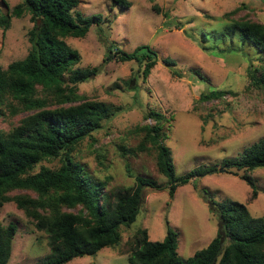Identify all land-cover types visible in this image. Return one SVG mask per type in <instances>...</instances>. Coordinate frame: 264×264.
Wrapping results in <instances>:
<instances>
[{"label":"rangeland","instance_id":"374dc122","mask_svg":"<svg viewBox=\"0 0 264 264\" xmlns=\"http://www.w3.org/2000/svg\"><path fill=\"white\" fill-rule=\"evenodd\" d=\"M129 1L130 7L122 10L111 0H79L76 10L83 15L99 13L107 21L92 26L84 37H64L66 44L81 55L74 67L96 68L86 81L77 84L76 94L116 108L115 114L85 138L72 156L95 178H106L107 190L134 185L136 174L155 179L162 188L143 187L136 220L120 227L118 244L65 264H129V241L138 229L145 228L149 240L161 241L168 226L178 233V254L187 258L219 231L211 200L238 201L252 216L264 220V167L248 171L255 180L256 195L240 179L243 171L221 167L225 158L239 157L245 147L264 137V92L250 86L248 76L249 68L260 64L258 51L237 39V32L219 35L225 26L238 20L264 25V0ZM19 3L21 0H0V15L10 14ZM32 27L28 12L19 17L11 15L9 27H0L2 68L27 55L28 31ZM111 42L112 48L126 52L147 45L158 53V61L145 80L137 73L141 68L135 61L105 60L106 45ZM164 57L174 60L180 70H198L205 78L174 76L161 62ZM132 76L131 84H126ZM205 85L207 93H225L221 98L202 99ZM38 93L45 96L40 87ZM148 108L160 111L167 119L163 125L167 134L164 143L171 151L176 175L201 165L216 164L218 171L177 187L170 197L167 178L155 164L156 149L149 145L148 150L136 155L128 151L143 135L136 132V126L152 122L143 119ZM33 112L12 115L5 111L0 116V132L10 131ZM41 164L55 168L60 161L56 158ZM6 194L35 196L28 189ZM77 209L64 210L76 213ZM10 222L17 230L7 264H38L49 253L48 234L37 230L12 199L0 208V224Z\"/></svg>","mask_w":264,"mask_h":264},{"label":"trees","instance_id":"16d2710c","mask_svg":"<svg viewBox=\"0 0 264 264\" xmlns=\"http://www.w3.org/2000/svg\"><path fill=\"white\" fill-rule=\"evenodd\" d=\"M111 1L122 10L130 7L129 0ZM78 4L79 0H21L10 14L0 15L4 30L9 27L11 15L19 17L28 12L33 22L28 31L27 55L6 68L0 65V116L5 111L14 115L34 110L10 131L0 132V208L12 199L37 230L48 234L49 253L38 264H65L75 257L95 255L104 247L115 246L121 238L120 227L136 220L143 187L162 188L155 179L136 174L134 185L107 190L106 178H95L72 156L77 146L116 112L112 105L76 94L77 84L86 81L96 68L74 67L81 55L66 44L64 37H84L92 26L107 21L99 13L83 15L76 10ZM153 9L159 12L157 6ZM236 32L237 39L258 51L260 64L249 68V84L264 92V25L238 20L225 26L219 35ZM112 46L113 42L106 45L105 60L135 61L143 80L158 61V53L147 45H139L131 52ZM161 62L178 78H205L198 70H180L169 57ZM132 81L133 76L125 83ZM38 87L45 96H39ZM224 93L213 90L203 92L201 97L221 98ZM65 103L70 104L64 106ZM143 119L152 122L136 126V132L143 135L128 151L136 155L148 150L149 145L156 149L155 164L167 178L170 197L177 187L218 171L216 164L201 165L176 175L171 151L164 143L165 115L148 108ZM56 158L60 164L55 168L41 164ZM221 167L243 171L240 179L256 195L255 180L248 171L264 167V137L245 147L239 157L225 158ZM15 189H28L35 196L6 194ZM210 205L218 216L219 231L205 247L182 258L177 251L178 233L170 226L161 241L149 240L147 230L142 228L129 241V264H264L263 218L252 216L238 201L211 200ZM77 207L76 213L64 210ZM16 230L13 222L0 224V264L10 259Z\"/></svg>","mask_w":264,"mask_h":264},{"label":"water","instance_id":"95a60500","mask_svg":"<svg viewBox=\"0 0 264 264\" xmlns=\"http://www.w3.org/2000/svg\"><path fill=\"white\" fill-rule=\"evenodd\" d=\"M207 87H208V85H205V89H204V91L207 93L208 91H207Z\"/></svg>","mask_w":264,"mask_h":264}]
</instances>
